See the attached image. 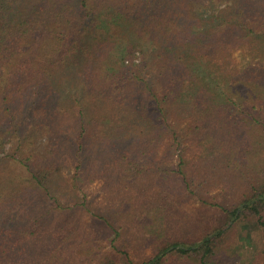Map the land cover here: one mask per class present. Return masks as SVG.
Segmentation results:
<instances>
[{"label":"trees","instance_id":"obj_1","mask_svg":"<svg viewBox=\"0 0 264 264\" xmlns=\"http://www.w3.org/2000/svg\"><path fill=\"white\" fill-rule=\"evenodd\" d=\"M242 220L264 253V0H0V264H222Z\"/></svg>","mask_w":264,"mask_h":264},{"label":"rangeland","instance_id":"obj_2","mask_svg":"<svg viewBox=\"0 0 264 264\" xmlns=\"http://www.w3.org/2000/svg\"><path fill=\"white\" fill-rule=\"evenodd\" d=\"M252 157L249 156L248 159H251ZM184 207H186L188 210H193V213H198L202 215L203 213L205 216H207L208 220H212L217 218L219 215L215 212L216 209H210L209 211H201V207L198 205L185 204ZM192 207V208H190ZM223 217V216H222ZM177 225H180L183 221L181 219H175ZM237 223V222H236ZM235 223V224H236ZM234 224V225H235ZM130 231H128V236L130 239V246L129 249L131 253H133L134 257H138L141 253V251H144V245L142 244L141 239L137 238L133 235L134 231H137L136 225L138 223H130ZM255 229L254 224L247 223L245 220H242L241 222L237 223L233 228H231L229 234L225 236L223 241H225V249L223 252H225L221 257L220 262L222 264H264V253L259 252V249L254 247V244L250 242V240L244 239L245 234L247 232H252ZM241 235L244 237L242 238ZM210 262L208 263H214L217 260H214V258L209 259ZM164 264H198L197 261H195L191 257H187L184 255H179L177 257L171 258L166 261Z\"/></svg>","mask_w":264,"mask_h":264}]
</instances>
